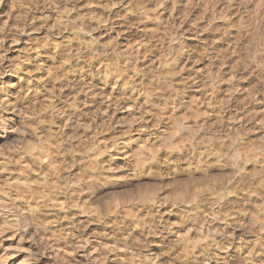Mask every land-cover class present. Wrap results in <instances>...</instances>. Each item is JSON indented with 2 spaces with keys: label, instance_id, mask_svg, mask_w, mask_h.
<instances>
[{
  "label": "rangeland",
  "instance_id": "obj_1",
  "mask_svg": "<svg viewBox=\"0 0 264 264\" xmlns=\"http://www.w3.org/2000/svg\"><path fill=\"white\" fill-rule=\"evenodd\" d=\"M0 206L8 264L264 263V0H0Z\"/></svg>",
  "mask_w": 264,
  "mask_h": 264
},
{
  "label": "bare ground",
  "instance_id": "obj_2",
  "mask_svg": "<svg viewBox=\"0 0 264 264\" xmlns=\"http://www.w3.org/2000/svg\"><path fill=\"white\" fill-rule=\"evenodd\" d=\"M26 19H27V18H26ZM26 19H25V20H26ZM32 19H33V18H32ZM29 20H31V19H29ZM23 21H24V20H23ZM26 21H27V20H26ZM3 33H4V32H3ZM5 35H6V34H5ZM7 35H8V34H7ZM3 38H4V37H3ZM9 40H10V39H9ZM7 41H8V40H7ZM12 41H13V40H12ZM13 43H14V42H13ZM9 46H10V45H9ZM10 47H11V46H10ZM54 55H55V54H54ZM54 55H53V56H54ZM56 56H57V55H56ZM54 57H55V56H54ZM51 58H52V57H51ZM52 59H53V58H52ZM50 61H51V59H50ZM52 61H53V60H52ZM37 66H38V64H37ZM97 78H98V77H97ZM100 79H102V78H100ZM91 80H92V79H91ZM97 80H98V79H97ZM82 81H83V80H82ZM99 81H101V80H99ZM104 81H105V80H104ZM104 81H103V79H102V82H101V83H103ZM25 82H27V81H25ZM28 82H29V81H28ZM28 82H27V83H28ZM86 82H87V81H86ZM88 82L91 83V81H88ZM104 83H105V82H104ZM98 84H100V83H98ZM24 85H25V84H24ZM28 85H29V84H27L26 86H28ZM90 85H91V84H90ZM90 85H88V86H90ZM92 85H93V84H92ZM102 85H104V84H102ZM95 86H96V85H95ZM99 86H100V85H99ZM28 87H29V86H28ZM28 87H27V88H28ZM104 87H105V86H104ZM95 88H97V86H96ZM98 88H99V87H98ZM25 89H26V87H25ZM85 89H86V88H85ZM88 89H90V87H88ZM101 89H102V88H101ZM103 89H104V88H103ZM97 90L99 91V89H97ZM97 90H96V91H97ZM85 91H87V90H85ZM100 91H101V90H100ZM25 92L28 93L27 90H26ZM29 92H30V91H29ZM90 92H92V91H90ZM93 92H95V91H93ZM87 93H89V91H88ZM28 94H29V93H28ZM32 94H33V93H32ZM85 94H86V93H85ZM92 94H93V93H92ZM92 94H91V95H92ZM95 94H96V93H95ZM99 94H101V92H99ZM26 95H27V94H26ZM88 95H90V93H89ZM91 95H90V96H91ZM31 96H32V95H31ZM94 96H95V95H94ZM94 96L92 95V97H94ZM96 97H98V96H96ZM100 97H101V96H100ZM104 97H105V99H106V96H104ZM107 97H108V96H107ZM24 98H25V97H24ZM26 98H27V97H26ZM26 98H25V99H26ZM102 98H103V96H102ZM109 98H110V97H109ZM27 99H28V98H27ZM94 99H95V98H94ZM105 99H104V100H105ZM107 99H108V98H107ZM110 99H111V98H110ZM23 100H24V99H23ZM100 100H101V99H100ZM108 100H109V99H108ZM108 100H106V102H107ZM119 100H120V99H119ZM119 100H118V101H119ZM127 100H128V99H127ZM16 101H17V100H16ZM16 101H15V102H16ZM20 101H22V100H20ZM24 101H26V100H24ZM97 101H98V100H97ZM113 101H115V100H113ZM120 101H121V100H120ZM120 101H119V102H120ZM122 101H123V100H122ZM128 101H130V100H128ZM17 102H18V101H17ZM91 102H93V101H91ZM102 102H103V101H101V103H102ZM109 102H110V101H109ZM2 103H3V102H2ZM18 103H19V102H18ZM18 103H17V104H18ZM22 103H23V102H22ZM24 103H25V102H24ZM27 103H28V102H27ZM72 103H73V102H71V104H72ZM94 103H95V102H94ZM98 103H99V102H98ZM98 103H97V105H98ZM110 103H112V100H111ZM114 103H115V102H114ZM121 103H122V102H120V104H121ZM123 103H125V102L123 101ZM13 104H14V102H13ZM17 104H16V105H17ZM19 104H21V102H20ZM25 104H26V103H25ZM102 104H103V103H102ZM102 104H100V105H102ZM116 104H117V103H116ZM118 104H119V103H118ZM118 104H117V105H118ZM21 105H23V104H21ZM105 105H106V104H105ZM123 105L125 106V104H123ZM126 105H128V103H127ZM11 106H12V105H11ZM102 106H103V105H102ZM102 106H101V107H102ZM108 106H110V104H109ZM114 106H115V105H114ZM120 106H121V105H120ZM12 107H13V106H12ZM12 107H11V108H12ZM17 107H18V106H17ZM19 107H20V106H19ZM23 107H25V106L23 105ZM23 107H22V108H23ZM93 107H95V106L93 105ZM99 107H100V106H99ZM105 107H106V106H105ZM110 108H111V107H110ZM112 108H113V107H112ZM23 109H24V108H23ZM25 109H26V108H25ZM99 109H100V108H99ZM107 109H108V108H107ZM107 109H106V110H107ZM114 109H116V107H115ZM95 110H96V108H95ZM101 110H102V109H101ZM106 110L104 109V111H106ZM111 110H113V109H111ZM15 111H16V110H15ZM97 111H98V110H97ZM19 112H21V111L19 110ZM19 112H18V113H19ZM23 112H24V111H23ZM106 112H107V111H106ZM113 112H114V111H113ZM113 112H111V113H113ZM72 113H73V112H72ZM98 113H99V112H98ZM96 114H97V113H96ZM101 114H103V111H102ZM106 114H107V113H106ZM110 115L112 116V114H110ZM70 116H72V115H70ZM70 116H69V117H70ZM75 116H76V115H75ZM99 117H100V116H99ZM104 118H106V116H105ZM66 119H67V118H66ZM64 120H65V119H64ZM104 120H105V119H104ZM109 120H110V119H109ZM106 121H108V120L106 119ZM81 122H82V121H81ZM67 123H68V120H67ZM64 124L66 125L65 122H64ZM66 127H67V126H66ZM173 134H174V133H173ZM169 140H170V139H169ZM170 143H171V142H170ZM171 185H173V184H171ZM187 186H188L187 184L184 185L185 188H186ZM195 186H196V185H195ZM197 186H198V188H199V187H200V184H199V185L197 184ZM197 186H196V188H197ZM184 187H183V185L181 186V188H182L183 191L185 190ZM202 187H203V185H202ZM205 187H206V186H205ZM189 188H191V187L189 186ZM198 188H197V191L199 190ZM203 188H204V187H203ZM203 188H202V189H203ZM206 189H208V187H207ZM187 190H188V189H187ZM189 190H190V189H189ZM193 190H194V189H193ZM204 190H205V188H204ZM200 191H201V190H200ZM208 191H209V190H208ZM173 193H174V191H173ZM175 193H176V191H175ZM175 193H174V195L176 196ZM185 193H186V190H185ZM185 193H184V194H185ZM188 193H189V192H188ZM188 193H187V194H188ZM195 193H197V192L195 191ZM195 193L192 192V194H191V198H193L194 200L197 198V196H195V195H198V194H195ZM146 195H147V194H146ZM125 196H126V195H125ZM128 196L130 197V195H128ZM140 196L142 197V194H141ZM140 196H139V197H140ZM180 196H181V197H185V196H183L182 194H180L179 197H180ZM187 196H188V195H187ZM198 196H199V195H198ZM131 197H132V196H131ZM173 197H174V196H173ZM177 197H178V196H177ZM181 197H180V198H181ZM189 197H190V196H189ZM189 197H188V198H189ZM123 198H124V197H123ZM148 199H149L148 197H142L141 201L143 200V201L149 202ZM181 199H182V198H181ZM183 199H184V198H183ZM193 199H192V200H193ZM130 200H131V199H130ZM139 200H140V199H139ZM179 200H180V199H179ZM124 201H125V200H124ZM124 201H123V200H120V199H115V200L113 201V203H112V206H113V207H116V206H118V205H120V204H122V205H123V204H124V205L127 204V203H125ZM128 201H129V200H128ZM126 202H127V201H126ZM130 203H132V202L130 201ZM131 205H132V204H131ZM0 207H1V206H0ZM103 207H104V206H103ZM126 207H127V206H126ZM128 207H129V206H128ZM1 208H2V207H1ZM104 208H105L104 210H106V209H107V210H110V209H111V206H110V207H104ZM130 208H131V207H130ZM126 212L129 213V212H131V211L127 209ZM4 215H5V214H4ZM0 216H1V215H0ZM8 216H9V215H8ZM251 216H252V215H251ZM9 217H11V216H9ZM9 217H3V218L0 217V218H2V219H1V220H2V225L4 224L6 227L9 226L10 229H11V228H12V229H16L17 227H19V225H23V222H27V223H29V222L31 221L30 224H31V223L33 224L32 221H35L34 219L31 220L33 217H31V218H30V217H29V218H27V217H22L23 219H21L22 221L20 220V221H21V224H20V221H16V220L14 221V220L10 219ZM16 217H17V216H16ZM253 217H255V216H253ZM13 218H14V216H13ZM24 218H25V219H24ZM255 218H256V217H255ZM15 219H16V218H15ZM19 219H20V218H19ZM135 220H136V219H135ZM257 220H258V219H257ZM132 221H133V219H132ZM255 221H256V220H255ZM32 224H31V225H32ZM37 224H39V223H37ZM138 225H139V224H138ZM23 226H24V225H23ZM38 226H39V225H38ZM41 226H43V225H41ZM9 227H7V228H9ZM30 227H33V229H34V227H37V226L33 225V226H30ZM39 227H40V226H39ZM44 227H46V226H44ZM37 228H38V227H37ZM136 229H137V228H136ZM37 230H38V229H37ZM48 230H49V229H48ZM34 231H35V230H34ZM34 231H33V232H34ZM40 231L42 232L43 229H42V230L40 229ZM45 231H46V230H45ZM49 231H50V230H49ZM124 231H125V230H124ZM30 232H31V231H30ZM35 232L37 233V231H35ZM38 232H39V230H38ZM46 232H47V231H46ZM48 233H49V232H48ZM67 233H68V232H67ZM83 233H84V232H83ZM127 233H128V234H127ZM135 233H136V232H135V230H134V227H132L131 229H128V230L126 231L127 236H128V237H131V239L135 238V235H136ZM63 234H64V233H63ZM81 234H82V233H81ZM31 235H33V234H31ZM37 235H38V234H37ZM48 235H49V234H48ZM53 235H54V234H53ZM67 235H69V234H65L66 237H67ZM70 235H71V234H70ZM35 236H36V235H35ZM41 236H42V234H41ZM41 236H40V238H42ZM56 236H57V235H56ZM56 236H54V238H55ZM79 236H80V235H79ZM38 237H39V236H37V238H38ZM45 237H46V236H45ZM45 237H44V238H45ZM48 237H49V236H48ZM69 237H70V236H69ZM64 238H65V237H64ZM64 238H63V239L61 238V239L64 240ZM75 238H77V237H75ZM126 238H127V237H126ZM35 239H36V238H35ZM47 239H48V238H47ZM49 239H50V238H49ZM51 239H53V238H51ZM51 239H50V240H51ZM72 239H73V238H72ZM77 239H78V238H77ZM77 239H76V240H77ZM80 239H81V238H80ZM124 239H125V238H124ZM129 239H130V238H129ZM36 240H37V239H36ZM39 240H40V239H39ZM68 240H70V239H68ZM78 240H79V239H78ZM84 240H85V239H84ZM42 241H43V240H42ZM54 241H55V240H54ZM38 242H39V241H38ZM43 242H45V241H43ZM49 242H50V241H49ZM75 242H76V241H75ZM184 242H185V241H184ZM39 243H40V242H39ZM46 243H47V242H46ZM46 243H45V244H46ZM57 243H58V246H59V245H60V244H59L60 242L57 241ZM68 243H70V242H68ZM72 243H73V241H72ZM80 243H81V241H80ZM185 243H186V242H185ZM43 244H44V243H43ZM53 244H54V243H53ZM64 244H65L66 246H68L66 242H64ZM39 245H40V244H39ZM39 245H38V247H39ZM47 245H49V244H47ZM47 245H44V246H41V245H40V247H42L43 250H46ZM70 245H71V244H70ZM78 245H80V244H78ZM61 246H62V245H61ZM71 246H75V244H73V245H71ZM10 248H11V247H10ZM49 248H50V247H49ZM49 248H47V249H49ZM52 248H53V247H52ZM66 248H68V247H66ZM70 248H71V247H70ZM82 248H84V247H82ZM19 249H20V248H19L18 246H16V247H14L13 250H14V251H17V250H19ZM40 249H41V248H40ZM50 249H51V248H50ZM54 249H56V248L54 247ZM80 249H81V248H80ZM88 250H89V249H88ZM14 251H13V252H14ZM52 251H53V250H52ZM54 251H56V250H54ZM41 252H42V251H41ZM47 252H48V251H47ZM86 252H87V251H86ZM45 253H46V252H45ZM56 253H57V252H56ZM56 253L54 252V253L52 254V252H51L50 254H48V255H51V256H49V257H50L49 259H50L51 264H57V262H58V259H57V255H58V254L56 255ZM88 253H90V252H88ZM46 254H47V253H46ZM90 254H91V253H90ZM11 255H12L11 252H10V253H6V252H4L3 254H1V256H0V264H8V261H9L8 258H9ZM91 255H92V254H91ZM238 255H239V254H238ZM88 256H89V255H88ZM237 257H238V256H237ZM10 258H11V257H10ZM155 259H156V258H155ZM149 260H150L151 262L153 261V259H149ZM25 261H26V259H25ZM242 261H243V260H242ZM18 262H19V261H18ZM20 263H21V262H20ZM22 263H23V261H22ZM26 263H27V262H26ZM26 263H25V264H26ZM48 263H49V262H48ZM239 263H240V262H239ZM237 264H238V262H237ZM262 264H264V263H262Z\"/></svg>",
  "mask_w": 264,
  "mask_h": 264
}]
</instances>
